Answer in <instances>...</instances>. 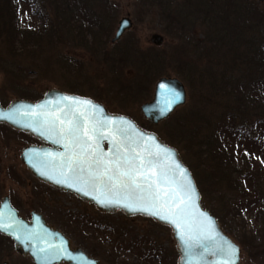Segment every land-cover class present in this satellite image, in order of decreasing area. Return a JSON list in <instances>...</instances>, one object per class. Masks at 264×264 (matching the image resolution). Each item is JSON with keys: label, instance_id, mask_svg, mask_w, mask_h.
<instances>
[{"label": "rangeland", "instance_id": "rangeland-1", "mask_svg": "<svg viewBox=\"0 0 264 264\" xmlns=\"http://www.w3.org/2000/svg\"><path fill=\"white\" fill-rule=\"evenodd\" d=\"M39 1L56 16L52 0ZM206 1L110 0L114 20L102 44H72L71 35L54 33L40 48L33 43L25 46L17 34H0V100L4 105L19 98L36 100L49 89L59 88L91 96L111 112L132 117L178 148L197 182L202 179L207 192L204 206L217 215L222 211L220 194L234 197L239 189L225 178L233 167L231 158L208 152L213 145L220 148L221 142L214 138L217 131L224 133L232 115H241L243 107L247 112L245 106L252 102L249 93L255 91L264 68L251 59L259 47L254 39L258 35H254L264 33V21L257 27L250 17L233 27L237 15L233 7L207 5ZM241 2L255 4L264 12V1ZM126 16L133 26L113 42L119 21ZM33 19L39 23L40 14ZM52 19L53 26L59 25ZM155 34L163 37L160 44L153 40ZM263 41L264 37L259 43ZM161 76L180 78L188 96L184 105L155 124L144 116L141 105L153 98ZM257 118L264 120V105L255 107ZM9 134L10 130L0 126V140ZM14 144L19 150L20 143ZM261 187L264 180L255 189ZM47 189L60 199V209L47 215L49 224L64 231L73 247L84 249L99 264H177L180 253L170 226L122 211L104 213L73 195ZM226 213L231 222L230 212ZM253 213L237 214L232 220L236 226L227 231L238 242L235 233L240 225L256 237L254 244L264 238V221ZM241 246L239 264H264V248L259 244L248 250ZM7 249L0 244V264H34L30 257H9ZM256 251L261 253L254 255Z\"/></svg>", "mask_w": 264, "mask_h": 264}, {"label": "water", "instance_id": "water-1", "mask_svg": "<svg viewBox=\"0 0 264 264\" xmlns=\"http://www.w3.org/2000/svg\"><path fill=\"white\" fill-rule=\"evenodd\" d=\"M132 26V19L129 16L123 17L119 21L113 42ZM153 40L160 44L163 37L155 34ZM187 96L186 85L180 78L161 76L155 84L153 98L144 102L141 109L144 116L156 124L184 105ZM67 97L74 99H66ZM77 101L92 103L89 105ZM0 113L13 115L11 120L0 118L1 123L28 132L45 143L41 147L32 145L23 153L26 164L43 181L76 193L100 211H123L128 216L143 215L170 226L180 253L178 264L240 263L243 253L241 244L223 227L217 215L203 205L197 180L178 148L156 132L142 127L126 114L110 112L105 104L90 96L58 88L49 89L36 101L15 99L7 106L0 102ZM68 120H73L84 129L95 127L94 133L88 132V136L93 139L82 136L80 140L69 143L73 138L67 134L61 135V129L68 127ZM61 121L65 123L61 124ZM57 140L60 142H55ZM114 140L127 151L118 153L113 146ZM89 144L91 148L88 147ZM74 153L78 154V161L73 164V170L69 171V157ZM134 156L152 161L151 167L159 174L158 185L154 183L148 189L144 178L137 177L143 191L121 188L118 180H109L110 176H118L115 164L109 165L111 171L107 175H100L105 167L103 162L119 160L122 170L129 168L127 161ZM96 160L101 161L99 166L95 163ZM139 162L134 160L136 164ZM181 168L186 170L185 175L181 174ZM121 179L128 180L127 177ZM63 180L67 184L57 182ZM69 184L74 187H69ZM188 187L192 189L190 193L187 191ZM101 201L105 203L102 204ZM109 201L119 203H108ZM153 206L171 219L165 221L152 215L150 211L141 210H154ZM173 220L181 227L177 228L172 223ZM0 223L10 225L7 229L0 228V231L13 237L16 248L30 255L35 264H99L84 249L73 248L70 238L63 231L49 225L42 215H35L28 222L5 202L0 206ZM229 245L238 249L235 255L224 251Z\"/></svg>", "mask_w": 264, "mask_h": 264}, {"label": "trees", "instance_id": "trees-1", "mask_svg": "<svg viewBox=\"0 0 264 264\" xmlns=\"http://www.w3.org/2000/svg\"><path fill=\"white\" fill-rule=\"evenodd\" d=\"M241 1L207 0L206 4L233 7L237 14L233 27L238 28L239 21H248L250 17L255 19L254 26H261L264 21V12L258 11L255 4L247 5ZM51 3H54V6L51 5L55 11V17L52 16L47 5L39 0H0V34H17L25 46H27L26 43H33L41 48L54 33L71 35L70 43L82 45L89 44V41H91V45L102 44V40L110 33L114 20V16L109 10L111 8L110 0H52ZM211 10L214 9L211 8ZM37 14H40L41 17L39 23L33 21ZM52 18L57 20L59 25L53 26ZM222 21L223 19L220 20V22ZM257 35L258 38L254 39L255 45L259 47L256 55L251 59L262 65L264 64V41L260 43L259 41L264 37V33L260 32L254 36ZM255 88V91L249 93L252 102L250 101V106H245L247 112L243 107L241 115H239L240 113L232 115L229 119L230 123L225 126L224 133L217 131V134L214 135V138L221 142L220 148L213 145L210 150V153L213 154L208 152L212 156L223 153L231 158L233 167L229 168L225 178L235 190L239 189L234 197H228L225 192L220 194L222 203L219 204V207L222 211H218L217 216L226 230L236 226L234 222L232 223V220H236L235 216H243L250 211L254 212L257 219L264 221V189L262 187L258 190L255 189L259 181L262 184L264 180V120L254 119L255 107L264 105V68L256 81ZM211 137L213 136L209 138ZM197 183L202 192L203 201H205L207 192L202 185V179ZM235 190H231V192ZM226 210L228 213L230 212L231 222L227 220ZM235 236L247 250L257 244L261 249L264 248V238L254 244L257 242L256 237H252V233L250 234L244 225L238 227ZM254 253V255L257 253L259 255L261 252Z\"/></svg>", "mask_w": 264, "mask_h": 264}, {"label": "flooded vegetation", "instance_id": "flooded-vegetation-1", "mask_svg": "<svg viewBox=\"0 0 264 264\" xmlns=\"http://www.w3.org/2000/svg\"><path fill=\"white\" fill-rule=\"evenodd\" d=\"M0 126L12 132V134H9L10 136L2 137L0 140V206L8 202L17 211L19 217L24 220L31 222L35 215H42L49 224L47 215L54 214L60 209L58 207L60 199L50 194L47 189L48 187L77 198L79 196L72 191L64 190L56 185L43 181L32 172L24 161L23 153L25 149L32 145L38 147L44 146L45 143L43 141L7 123L0 122ZM15 142L20 143L19 150H16ZM0 238L4 240H0V244L8 248L6 252H8L7 255L9 257L12 255L30 257V261L35 264L30 255L16 248L13 237L0 231ZM4 264H8V262L5 261Z\"/></svg>", "mask_w": 264, "mask_h": 264}, {"label": "snow or ice", "instance_id": "snow-or-ice-1", "mask_svg": "<svg viewBox=\"0 0 264 264\" xmlns=\"http://www.w3.org/2000/svg\"><path fill=\"white\" fill-rule=\"evenodd\" d=\"M161 87H164L163 85ZM66 99H74L71 97H67ZM77 103H84V104H89L91 105V101H77ZM93 107H96L95 105H93ZM0 118L2 119H13V115L12 113H0ZM57 120L59 119V117L56 118ZM65 123L64 121H61V124ZM68 127L66 129L62 128L61 129V135L67 134V136L72 137L73 140H70L69 143L73 142V141H78L81 139L82 136H88V132L92 131L93 133L95 132V127H93L92 129H84L82 127H79L73 120H68L67 121ZM77 133H80V135H77ZM89 140H92L93 137L92 136H88ZM57 143H59L60 141L57 140L55 141ZM113 146L116 149V151L119 153L121 151L126 152L127 149L126 148H122V146L117 142V141H113ZM67 147V145H66ZM89 148H91V144L88 145ZM165 152H167V150H165ZM158 154V153H157ZM134 160H139L140 162L138 164L134 163ZM78 161V154H73L72 156L69 157V171L73 170V164L77 163ZM95 163L97 164V166H99L101 164L100 160H96ZM105 167H104V171L102 173H100L101 176L107 175L109 171H111V168L109 167V165L115 164L116 168L118 169V176H110L109 180H113L116 179L118 180L119 183V187L121 188H125V189H131L132 191H143L144 189L141 187V184L137 182V177H143L145 182L147 183V188L151 189L153 187V184H157L158 185V181H159V174L156 173L153 168L151 167L152 165V161L150 160H145L143 157H139V156H134L132 159H129L127 161L129 168H125V169H120L119 167V160L117 161H105L103 162ZM177 167H180L179 165H176ZM80 171H83V168H80ZM181 174L185 175L186 174V170L181 168ZM127 177L128 180L125 181L121 178ZM153 177H155V179H153ZM58 183H64L67 184L66 180L63 181H57ZM69 187H74V185L69 184ZM113 187H116V185H113ZM187 191L190 193L192 191L191 187L187 188ZM130 194V193H129ZM142 198V197H141ZM190 198V196H189ZM181 201L183 202V199L181 198ZM101 203H105V201H101ZM108 203H119V201H109ZM153 209H149V208H144L141 209L143 211L146 212H151L152 215L157 216L158 218L162 219V220H170L171 218L168 215H165L161 212V210L159 208H155ZM172 223L175 224V226L177 228H180V224L176 221H172ZM10 225L4 224V223H0V228L3 229H7L9 228ZM183 236V234H181ZM191 239V238H189ZM184 243H187V241H184ZM224 251L228 252L230 255H235V253L238 251V249H235L234 247H232L231 245H229V247L227 249H225Z\"/></svg>", "mask_w": 264, "mask_h": 264}]
</instances>
